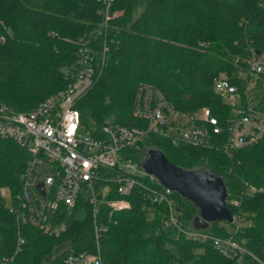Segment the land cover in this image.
I'll return each instance as SVG.
<instances>
[{"label": "trees", "instance_id": "1", "mask_svg": "<svg viewBox=\"0 0 264 264\" xmlns=\"http://www.w3.org/2000/svg\"><path fill=\"white\" fill-rule=\"evenodd\" d=\"M138 3L141 8L133 17ZM111 8L121 12L109 19L100 39L95 32L101 19L96 0H0V100L16 110L30 109L65 85L78 38L95 45L104 40L101 72L76 104L89 131L108 121L138 123L131 104L139 81L159 88L178 109L210 107L222 123L229 108L214 92L213 82L227 76L238 84L236 71L244 68L245 58L264 50V0H113ZM246 76L252 79L256 106L264 112V74ZM150 145L182 168L202 165L223 178L228 197L240 198L237 207H227L247 221L233 232L226 221L210 224L205 231L232 236L249 254L238 261L227 259L210 242L186 238L163 225L160 206L132 193L130 208L111 213L106 222L99 240L102 264L264 263V137L253 146L225 153L216 146H174L149 134L134 151L136 162ZM25 160V150L0 138V257H10L6 264H61L68 252L91 250L92 218L83 204L59 237L17 223L1 191L15 200ZM245 187L255 191L245 193ZM174 197L177 216L190 226L194 209ZM103 210L105 217L108 212ZM18 234L23 242L14 252Z\"/></svg>", "mask_w": 264, "mask_h": 264}, {"label": "built area", "instance_id": "2", "mask_svg": "<svg viewBox=\"0 0 264 264\" xmlns=\"http://www.w3.org/2000/svg\"><path fill=\"white\" fill-rule=\"evenodd\" d=\"M96 1L101 22L95 32L100 35L118 11L111 8L113 0ZM78 41L77 55L72 67L65 71L62 88L28 110H16L0 100V138L26 152L24 168L18 175L19 191L13 202H6L17 223L59 237L83 204L92 218L94 246L89 251L68 252L61 264H102L99 240L106 222L111 213L130 208L132 193H140L148 204L163 209L164 226L193 241L210 242L227 259L238 261L242 254H249L232 236L219 237L205 229L184 226L177 216L174 192L158 186L150 174L138 167L133 154L149 134L166 138L174 146H216L225 153L255 145L264 137V112L256 106L250 88L252 79L246 75L264 74V50L252 51L244 60V68L236 71L241 86L227 76L214 80V92L229 108L222 123L210 107L178 109L159 88L139 81L131 104L138 123L108 121L89 131L76 104L100 74L107 44L104 40L96 45L83 38ZM245 189V193L255 191ZM239 201L240 198L227 197L226 203L237 207ZM102 209L108 212L105 217ZM240 220L236 212L232 213L229 230L235 231ZM22 242L18 234L14 252ZM9 259L0 257V264Z\"/></svg>", "mask_w": 264, "mask_h": 264}, {"label": "water", "instance_id": "3", "mask_svg": "<svg viewBox=\"0 0 264 264\" xmlns=\"http://www.w3.org/2000/svg\"><path fill=\"white\" fill-rule=\"evenodd\" d=\"M137 165L150 174L158 186L170 189L192 206L191 228L204 230L219 221L231 222V211L226 205L229 189L220 175L202 165L182 168L170 162L154 145L142 149Z\"/></svg>", "mask_w": 264, "mask_h": 264}, {"label": "rangeland", "instance_id": "4", "mask_svg": "<svg viewBox=\"0 0 264 264\" xmlns=\"http://www.w3.org/2000/svg\"><path fill=\"white\" fill-rule=\"evenodd\" d=\"M140 8H141V3L135 4V6H134L133 9H132V13H131V14L133 15V17L139 12ZM117 11H118L117 13L120 14L121 10L118 9ZM100 22H101V21H100ZM107 28H108V24H107ZM107 28H106V29H107ZM104 34H105V33H100V37H99V38L102 39L101 36H104ZM92 35H93V34H92ZM92 35H91V36H92ZM103 38H104V37H103ZM52 92H53V91H52ZM50 93H51V92H50ZM42 99H43V98H42ZM42 99H41V100H42ZM1 192H2L4 198H5L6 202H7V201L9 200V196H8L7 192H6L5 190H2ZM175 203H176V200H175ZM176 205H177V203H176ZM177 206H178V205H177ZM161 211H162V214H163V209H161ZM236 213L241 217V220H240V221H241L242 223H245V222L247 221V219H244V217H243L244 215L242 216V214H239L237 211H236ZM231 214H232V213H231ZM219 222H222V221H219ZM227 224H228V223H227ZM220 225L223 226L224 224L221 223ZM226 227H227V229H229L228 226H226Z\"/></svg>", "mask_w": 264, "mask_h": 264}]
</instances>
